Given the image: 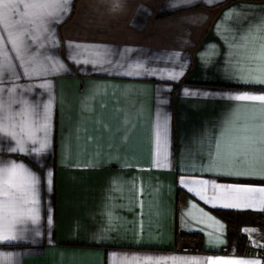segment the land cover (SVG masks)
<instances>
[{"label": "crops", "instance_id": "crops-1", "mask_svg": "<svg viewBox=\"0 0 264 264\" xmlns=\"http://www.w3.org/2000/svg\"><path fill=\"white\" fill-rule=\"evenodd\" d=\"M45 2L0 0V264H264L220 215L264 214V0Z\"/></svg>", "mask_w": 264, "mask_h": 264}, {"label": "snow or ice", "instance_id": "snow-or-ice-1", "mask_svg": "<svg viewBox=\"0 0 264 264\" xmlns=\"http://www.w3.org/2000/svg\"><path fill=\"white\" fill-rule=\"evenodd\" d=\"M50 2V0H49ZM49 2L40 3L38 5H29V7H36L39 9L38 14L35 16V19L44 22L51 17V20H48L49 23L58 22L60 14L62 12L67 11L65 5L69 3V0H56L57 7L55 11H49ZM10 7V4H5V8ZM261 33V40L262 43L260 45V58L262 62H264V27L260 29ZM264 82V79L261 80ZM235 99L237 100H260L264 101V96H245L240 95L236 96ZM245 145H246V152L250 154L251 152H255L260 159L264 160V112L260 114L259 119L257 120L256 124L251 128L245 127L241 129V135L239 137Z\"/></svg>", "mask_w": 264, "mask_h": 264}, {"label": "trees", "instance_id": "trees-1", "mask_svg": "<svg viewBox=\"0 0 264 264\" xmlns=\"http://www.w3.org/2000/svg\"><path fill=\"white\" fill-rule=\"evenodd\" d=\"M229 225V248L237 253L246 254L252 250L247 236L242 232L243 226H264V214L254 212H227L220 214Z\"/></svg>", "mask_w": 264, "mask_h": 264}, {"label": "built area", "instance_id": "built-area-1", "mask_svg": "<svg viewBox=\"0 0 264 264\" xmlns=\"http://www.w3.org/2000/svg\"><path fill=\"white\" fill-rule=\"evenodd\" d=\"M233 251V250H232ZM249 253V252H248ZM253 254L256 255V256H259L261 257L262 259H264V248L260 249V248H257L253 251Z\"/></svg>", "mask_w": 264, "mask_h": 264}]
</instances>
